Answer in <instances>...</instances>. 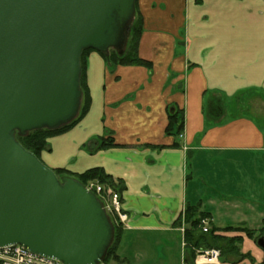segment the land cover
<instances>
[{"label": "crops", "instance_id": "0c3cea01", "mask_svg": "<svg viewBox=\"0 0 264 264\" xmlns=\"http://www.w3.org/2000/svg\"><path fill=\"white\" fill-rule=\"evenodd\" d=\"M205 1L197 7L195 0H137L143 19L138 55L151 69L107 63L100 52H89V109L77 124L50 137L40 154L43 163L65 169L67 176L99 167L123 184L120 207L127 219L119 222L118 264L264 261V249L242 231L223 234L240 235V253L247 257L191 260L179 229L185 225L175 226L185 206L198 203L214 226H239L264 236L260 197L244 204L214 190L203 202L188 193L196 183L193 161L201 155L264 162V0ZM228 5L238 11L235 21L222 17L231 12ZM174 110H180L183 123L177 137L165 133ZM107 136L117 145L97 149ZM260 172L264 175V167ZM262 185L257 195L264 194V180Z\"/></svg>", "mask_w": 264, "mask_h": 264}, {"label": "water", "instance_id": "95a60500", "mask_svg": "<svg viewBox=\"0 0 264 264\" xmlns=\"http://www.w3.org/2000/svg\"><path fill=\"white\" fill-rule=\"evenodd\" d=\"M136 0H0V247L62 264H97L113 225L94 193L15 137L57 129L80 108V58L120 53ZM264 249V236L256 239Z\"/></svg>", "mask_w": 264, "mask_h": 264}, {"label": "trees", "instance_id": "16d2710c", "mask_svg": "<svg viewBox=\"0 0 264 264\" xmlns=\"http://www.w3.org/2000/svg\"><path fill=\"white\" fill-rule=\"evenodd\" d=\"M201 0H195V2H200ZM137 0L135 1V13L136 18L131 22L129 33L127 36V41L121 51V53L117 49L110 48L107 54L101 53L105 61L107 63H117V64H125V65H139L147 67L151 69L152 64L142 59L138 55V44L140 40V36L143 30V19L140 13L137 11ZM91 51H94L91 48L84 49L81 54L80 63H81V75H80V88H81V103L77 116L70 121L69 123L53 130L49 129H37L28 132L25 136H20L16 133L15 137L21 145L34 153L39 159L41 152L47 149L48 139L52 136L58 135L75 124H77L80 119L87 113L90 106V95L88 91V87L86 85L85 78V69H86V57L87 54ZM183 123H182V115L180 110H174L168 117V123L165 127V133L167 135L178 136L182 131ZM117 144L114 142L113 138L110 136L102 137L99 139L97 149H104L108 147L116 146ZM178 143H173V146H177ZM41 160V159H40ZM57 175H66L67 171L63 168L53 169ZM75 179L80 181L82 184H86L89 181H95L104 187H109L113 191L119 194L124 189L123 184L120 181L115 182L113 178L106 174L102 168L93 167L85 170L82 173L74 174ZM200 204L195 205H186L184 208L183 216L179 217L175 226H180L181 223H184V231L182 234L183 241V249L188 254L191 260H194L195 257L204 250H208L211 248L217 249L219 251V258L226 259L228 257L236 258V261H239L245 257L246 254L240 253L239 245L242 241V237L240 235L235 236H227L223 234V232L228 231H242L245 233L247 237L250 239H255L254 232L252 230L243 228V227H233L227 226L224 228H218L214 226L209 218V214L206 211L200 210ZM208 219V224L206 231H203L202 228V220ZM113 225L114 238L112 244L107 248L106 255L103 258V262L108 263L110 260L118 261V256L116 254L117 245L119 243L120 234L122 227L120 223L113 216L110 219ZM262 235V234H261ZM260 235V236H261ZM264 264V261L263 263Z\"/></svg>", "mask_w": 264, "mask_h": 264}, {"label": "rangeland", "instance_id": "374dc122", "mask_svg": "<svg viewBox=\"0 0 264 264\" xmlns=\"http://www.w3.org/2000/svg\"><path fill=\"white\" fill-rule=\"evenodd\" d=\"M203 1L205 0H201L198 3L195 2L197 7L201 6ZM207 1L208 0H206L205 2ZM228 6L231 12H229L228 10V12L222 14V17H224L227 20L231 19L232 21H235L236 17L234 13L238 15V11H234L233 7H231L230 5ZM205 10L208 11L209 7L208 6L204 7L203 12ZM135 18H136V13L134 12L132 21H134ZM230 106L227 110L228 113L234 112V108H232V105ZM259 124L262 123L259 121ZM48 141L50 140L48 139ZM192 160L193 159H189V163H191ZM66 161L68 160L66 159ZM193 162L195 163L197 162L198 166L196 167V170L194 171L192 177L194 178L193 179L194 181L196 179V183H190L189 185L188 193L190 196L194 193V195L198 196L199 200L206 202L205 199L206 196H208L209 193L214 192V190H216V193H219L218 196H224L225 199L239 200L236 201L238 203H240V201L242 200H244V204L247 202H253L255 201V197L256 198L260 197V201L263 199V201L261 202H263L264 204V194L261 195L259 193L257 195V193L261 189L262 181L264 180L263 178L264 175L263 174L261 175L260 172L262 167H264V162L262 159L260 158L253 159L250 156L249 157L239 156L237 158L229 159L226 157L215 158L212 156L208 157L205 155H201L199 159ZM72 164L75 165V163ZM193 166L194 165L191 166V170H193ZM58 176L60 177L62 175H58ZM106 212L110 220L113 217V215L109 211ZM123 235L125 236L126 232H124ZM260 235L261 233L256 232L254 235L255 239ZM148 236L150 237L152 235H148ZM113 238H114V231H113ZM113 238L110 245L113 242ZM126 238H129V236H126ZM158 251H161V249L156 250V252ZM130 262L134 264V261H132V259L130 260ZM105 264H118V263L117 261L110 260L108 263L105 262Z\"/></svg>", "mask_w": 264, "mask_h": 264}, {"label": "built area", "instance_id": "2783aa9c", "mask_svg": "<svg viewBox=\"0 0 264 264\" xmlns=\"http://www.w3.org/2000/svg\"><path fill=\"white\" fill-rule=\"evenodd\" d=\"M87 190L93 192L98 196L104 206V208L109 211L112 215H116L119 222L123 223L126 221L127 216L121 211L119 194L113 191L109 187H104L103 185L95 182L89 181L85 184ZM202 230L206 231L207 219L202 220ZM183 231V227H180ZM202 260L207 262H217L219 257V251L217 249L211 248L208 250L201 251L199 256ZM0 264H62L61 262L54 260L52 258L40 256L30 252L25 247L18 244H11L0 247ZM97 264H105L104 262H99Z\"/></svg>", "mask_w": 264, "mask_h": 264}]
</instances>
